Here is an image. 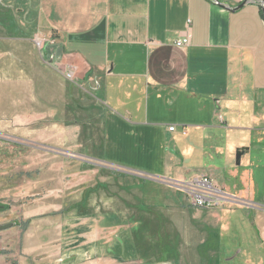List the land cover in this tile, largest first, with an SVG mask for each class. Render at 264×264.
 <instances>
[{
	"label": "crops",
	"instance_id": "obj_1",
	"mask_svg": "<svg viewBox=\"0 0 264 264\" xmlns=\"http://www.w3.org/2000/svg\"><path fill=\"white\" fill-rule=\"evenodd\" d=\"M218 1L0 0V128L43 147L12 176L32 208L0 212V264L34 263L41 219L59 264H264V17ZM198 176L234 200L198 208L165 181Z\"/></svg>",
	"mask_w": 264,
	"mask_h": 264
},
{
	"label": "rangeland",
	"instance_id": "obj_2",
	"mask_svg": "<svg viewBox=\"0 0 264 264\" xmlns=\"http://www.w3.org/2000/svg\"><path fill=\"white\" fill-rule=\"evenodd\" d=\"M36 38L40 40V43L36 41ZM33 45L36 49L42 50L44 48V45L47 44L48 42H52L53 38L52 37H46L44 36H33L32 37ZM46 64V60L42 61ZM72 66V65H70ZM55 68L60 71L63 74L64 69L56 64ZM75 71V69H74ZM75 74V72H74ZM64 76V75H63ZM65 78V77H64ZM66 79V78H65ZM68 80V79H67ZM2 131H0V177L4 176L7 177V181L5 183L0 182V205H2L4 208L0 210V212H7V210L12 207L13 210L16 211L15 208L16 206L19 207L21 203H24L25 206L23 205L22 208H27L29 210L32 208V203H29L27 200L30 199V194L26 195L27 197H24V199L19 198L18 196L15 195V190H16V185H23V186H18L19 188H25L29 186V183H32L31 178L29 177H19V179L12 178V176L15 175V173L23 172L24 170L28 171H35L37 169L36 166L38 163V159H36V154L34 153L36 148L33 147H41V145H38L34 142H27L24 141L23 145H17L16 142L14 141H19V130L14 129V127L9 126L7 128H0ZM16 130V131H15ZM8 131V132H6ZM17 132V133H16ZM10 133V134H8ZM2 137V138H1ZM4 138V139H3ZM24 138V137H23ZM11 140L13 141L12 143ZM21 141V140H20ZM33 152V153H32ZM40 164V163H38ZM15 171V172H14ZM87 172L86 175L84 176L83 173H80L79 175H76L73 179L74 182L78 183L80 180H83L86 182L87 188L93 191V187H95V172L93 171V168L87 167L85 169ZM41 176V174H40ZM59 177V176H58ZM57 177V178H58ZM36 178V176L34 177ZM33 178V179H34ZM36 182V181H35ZM183 194L185 192L181 189H179ZM84 193V191H81ZM40 193V192H39ZM89 193V191H88ZM186 195V194H185ZM95 196V192L89 193V199L91 202H93V198ZM187 197V195H186ZM190 202V201H189ZM226 202V201H225ZM225 202H222L220 205L214 208H204V209H215V208H222ZM191 204V203H190ZM199 208V207H198ZM93 211V210H92ZM43 220V221H42ZM20 222L22 220L20 219ZM32 226H28L27 231L36 234L37 233V238H34L32 240V248L36 250L35 253H33L32 256V261L34 262L33 264H59L57 261L58 259L62 258L61 254L58 253L59 250H61L62 246V239L54 238L52 240L55 241V244L57 245L58 242L60 245L57 247L48 245L49 241L47 242H40L41 235L43 234L42 232L44 230L48 231L45 225V220L41 219V222L33 221ZM25 229V228H24ZM40 235V236H39ZM42 245L43 247L39 246ZM45 246V247H44ZM38 251V252H37ZM70 255V254H69ZM66 254L65 256H69ZM69 258V257H68ZM91 259H94L93 256H91ZM88 256L85 258V256H78V255H70V258L67 259L66 261L70 264H86L90 260ZM38 260V261H36ZM111 261H108L104 264H110ZM101 264V263H98Z\"/></svg>",
	"mask_w": 264,
	"mask_h": 264
},
{
	"label": "built area",
	"instance_id": "obj_3",
	"mask_svg": "<svg viewBox=\"0 0 264 264\" xmlns=\"http://www.w3.org/2000/svg\"><path fill=\"white\" fill-rule=\"evenodd\" d=\"M37 44L40 40L36 38ZM190 42V34L186 32L174 41L176 47H183ZM74 67L68 66L63 71V75L68 80L74 79ZM170 131L174 127L169 128ZM169 183L178 189H181L187 195L190 203L199 208H214L225 201H233L234 199L225 194L221 189L216 187L206 176H198L186 181H169Z\"/></svg>",
	"mask_w": 264,
	"mask_h": 264
},
{
	"label": "water",
	"instance_id": "obj_4",
	"mask_svg": "<svg viewBox=\"0 0 264 264\" xmlns=\"http://www.w3.org/2000/svg\"><path fill=\"white\" fill-rule=\"evenodd\" d=\"M213 1H214L215 3H217L218 5H220V6H224V5L220 4V2H219L218 0H213ZM248 1H250V0H243L240 4H238L235 8H233V9H231V10L233 11L234 9H238V8H240L241 6H243V5H244L245 3H247ZM260 3H261V8H262V14H263V17H264V0H260ZM165 181H168V182H169V180H165ZM3 208H4V207H3L2 205H0V210L3 209ZM12 225H13L12 222H10V223H6V224H3V225H0V231L9 228V227H11Z\"/></svg>",
	"mask_w": 264,
	"mask_h": 264
}]
</instances>
